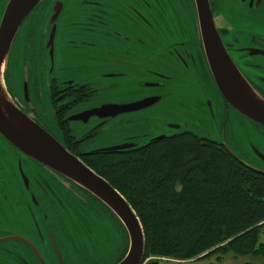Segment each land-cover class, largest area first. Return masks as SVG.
Segmentation results:
<instances>
[{
  "label": "flooded vegetation",
  "instance_id": "af4514ba",
  "mask_svg": "<svg viewBox=\"0 0 264 264\" xmlns=\"http://www.w3.org/2000/svg\"><path fill=\"white\" fill-rule=\"evenodd\" d=\"M6 1L0 0V18ZM209 3L228 54L264 99V0ZM2 78L11 101L79 159L112 137L116 123L158 111L183 127L190 120L198 136L264 170L254 151L264 155V127L234 111L214 84L194 0L41 1L19 26ZM110 96L114 104L160 100L112 118H74ZM69 200L118 225L85 191L0 135V264H66L61 248L69 242V215L60 214Z\"/></svg>",
  "mask_w": 264,
  "mask_h": 264
},
{
  "label": "trees",
  "instance_id": "16d2710c",
  "mask_svg": "<svg viewBox=\"0 0 264 264\" xmlns=\"http://www.w3.org/2000/svg\"><path fill=\"white\" fill-rule=\"evenodd\" d=\"M80 160L135 211L144 233V264H160L161 258L235 264L223 262L227 255L258 260L236 264H264V174L216 143L180 132ZM86 195L111 214L127 240L118 219Z\"/></svg>",
  "mask_w": 264,
  "mask_h": 264
},
{
  "label": "water",
  "instance_id": "95a60500",
  "mask_svg": "<svg viewBox=\"0 0 264 264\" xmlns=\"http://www.w3.org/2000/svg\"><path fill=\"white\" fill-rule=\"evenodd\" d=\"M41 1L46 0H7L2 9L3 12L0 18V135L12 148L67 179L103 204L118 219L127 235L126 252L115 264H141L145 249L144 233L142 225L130 204L104 178L83 163L79 157L70 152L33 119L26 116L11 101L6 85H4L2 78L3 70L14 37L24 18ZM194 1L202 48L214 84L221 96L234 111L242 117L264 127V99L245 79L228 54L215 26L211 11V6L213 5L209 3V0ZM58 4L61 5L60 3ZM56 8L53 21L56 20L60 10V7ZM54 32L55 26L50 35L49 44L52 42ZM199 77L200 74H197L196 81H201ZM200 85L202 87L208 86L206 83ZM159 100V96H149L121 104L105 101L100 106L86 110L74 118L85 120L88 116L92 115H96L97 118H112L121 113L143 110ZM184 123L185 127L182 124L170 122L167 124V127L171 130H176L174 133L187 132L214 142L211 138L198 136L192 130V122L190 120L186 119ZM172 134H162L152 137L144 144H140L136 140L138 133L134 137L125 139L118 144L112 141V137H109L106 141L99 142L100 148L90 151V153L128 151L141 147L154 139H161ZM227 150L232 157L243 165L264 174L263 169L248 164L228 148ZM254 151L264 161V155L255 149ZM59 211H62V209ZM65 213L69 215V243H72L75 253L81 254L80 250H78L81 239L80 233L86 232L87 220H90L88 213H93L99 217L101 215L95 209L88 211L85 205L79 206L72 200H69L67 211L61 212L60 216L63 218ZM41 264L44 263L41 262Z\"/></svg>",
  "mask_w": 264,
  "mask_h": 264
},
{
  "label": "rangeland",
  "instance_id": "374dc122",
  "mask_svg": "<svg viewBox=\"0 0 264 264\" xmlns=\"http://www.w3.org/2000/svg\"><path fill=\"white\" fill-rule=\"evenodd\" d=\"M85 66L88 65L85 63ZM177 77V76H176ZM177 84V81L176 83ZM173 84L171 88L175 85ZM109 92H106L104 96H107ZM110 95V94H109ZM108 95V96H109ZM196 98L191 102V104L196 103ZM112 96L106 98V101H111ZM181 102H184L180 99ZM172 123V120L159 117V112H153L150 114H144L141 118H133L131 123L120 124L116 123V128L107 133L112 135V141L115 143H120L125 139L132 138L138 133L136 140L140 144H144L150 138L162 135V134H172L176 130H171L164 125L165 123ZM167 123V124H168ZM160 124V125H159ZM163 126V128H162ZM141 128V131L139 132ZM152 129V131H151ZM148 131V132H147ZM154 131V132H153ZM147 132V133H146ZM144 133V134H143ZM260 141L262 138H256ZM99 142L94 143V146H98ZM90 215V220H87V229L85 233H80V244L78 245V250L81 254L74 252L72 243L67 242L61 248L62 254L64 256L66 264H109L113 263L120 254L121 248L126 244V237L123 230H121L118 225L111 221L108 216L101 215V217L88 213ZM71 220V219H70ZM215 261V259H212ZM244 261H255L258 260L252 258H235L231 255L224 257V263H242ZM208 260H199L195 262H176V261H164L162 260L160 264H207Z\"/></svg>",
  "mask_w": 264,
  "mask_h": 264
}]
</instances>
